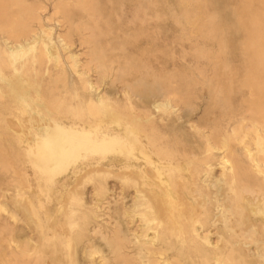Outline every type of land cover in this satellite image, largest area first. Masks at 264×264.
<instances>
[{
	"label": "bare ground",
	"instance_id": "obj_1",
	"mask_svg": "<svg viewBox=\"0 0 264 264\" xmlns=\"http://www.w3.org/2000/svg\"><path fill=\"white\" fill-rule=\"evenodd\" d=\"M76 5L90 8L89 3ZM40 10L38 6L23 9L16 0H0V83L7 88H0V124L14 146L7 149H15L3 160L14 201L9 211L0 205V229L9 234L6 264H44L32 242L21 244L14 236L19 221L14 208L29 213L47 245L72 249L77 226L73 215L85 206L79 202L82 192L81 197L77 192L78 203L73 196L80 188L78 181L81 177L100 181L108 175L130 191L112 200L106 185L105 193L95 200L94 214L85 226L96 224L89 232L101 241L105 253L97 248L87 251L89 264H95L92 259L100 253L98 264H238L236 253L239 260L246 254L264 263L263 33L256 32L243 43L260 57L259 72L248 74L242 83L248 90L244 101L248 116L242 115L230 133L217 128L204 132L201 125L195 126L203 145L196 154L182 142L171 145L154 134L156 119L148 112L136 115L128 93L123 107L107 93L100 95L85 69L95 63L110 73L111 67L91 49L90 61L79 70L80 60L69 51L68 39L42 29ZM262 15L259 23L264 22V10ZM30 21L41 27L38 33L31 30ZM52 80L61 81L70 96L76 97L78 90L89 93L85 107L73 108L57 89L47 88ZM159 93L162 100L154 110L179 120L175 104L186 101V95L171 83ZM90 157L93 161L81 163ZM6 212L9 219L2 225ZM40 216L55 229L52 237L43 232ZM63 224L69 227L67 240L61 232ZM212 230L215 239L209 236ZM73 263L82 264L75 259Z\"/></svg>",
	"mask_w": 264,
	"mask_h": 264
},
{
	"label": "rangeland",
	"instance_id": "obj_2",
	"mask_svg": "<svg viewBox=\"0 0 264 264\" xmlns=\"http://www.w3.org/2000/svg\"><path fill=\"white\" fill-rule=\"evenodd\" d=\"M16 1L23 9L37 6L41 8L38 13L42 18V29L55 37L60 33L68 39L69 51L80 60L79 70L90 61L92 49L106 66L111 67L110 73L104 72V67L97 68L95 63H90L89 68L85 69L88 79L100 91V95L107 93L123 107L127 103L124 94L128 93L134 105L133 112L136 115L141 112L151 113L157 121L153 133L164 136L171 145L182 142L188 152L198 154L203 145L196 134L195 126L201 125L204 132L217 128L221 133H230V130L238 125L242 115L248 116L244 102L248 97V90L242 83L248 74L259 72L260 57L253 54V50L245 47L243 43L244 39L256 32L264 35V22L259 23L263 20L264 0ZM79 2L89 3L90 8L77 6ZM57 6L62 10L56 12ZM20 17L24 18V15ZM28 25L33 32L40 31L41 27L36 22L30 21ZM261 51L262 49L257 53ZM43 80L44 83L48 82L46 77L42 78ZM167 83H171L186 95V101H178L175 104L179 120L168 116L163 110L153 108L162 100L159 91L165 89ZM48 84L47 88L57 89L60 98H66L73 108H84L89 100V93L81 90H78L76 97L70 96L69 90L62 87L61 81L55 84L52 80ZM0 88L5 91L6 84L0 83ZM159 118L163 119L162 123H158ZM0 119L1 123L3 118ZM147 128L149 130L150 126H146ZM7 134L0 124V151L4 153L0 152V205L9 211L14 203L13 190L10 186L11 177H8L5 171L3 160L7 153L15 154V149L11 150L14 146L9 142ZM3 139H7V142ZM9 146L11 148L7 149ZM89 161H93V157L81 163ZM77 168L76 166L75 169ZM83 178L78 181L83 190L77 188L73 195L78 203L79 198L77 199L76 195L79 193L81 197L82 192V201L79 202L81 205L85 204L73 215V220L77 223L75 232L73 231L72 249H76L71 251L75 252L73 258L70 257L71 247L64 250L59 244L47 245L40 240L42 236L37 232V225L35 226L33 220L28 217L29 213L24 209L14 208L19 218L14 236L18 237L21 244H25L27 240L32 242L44 264H74V259L75 262L89 264L88 257L94 248L105 253L101 241L95 240L89 232V227L96 224L90 222L89 226H85L86 220L92 219L93 204L105 193L106 185L110 187L109 198L112 200L128 195L130 190L122 187L118 178L112 175L102 176L101 182ZM93 185H96V188ZM65 200L64 198L63 202ZM88 215L89 217H86ZM41 217L43 232L52 237L55 229L47 227L48 223ZM7 219V212L2 213V225H5ZM58 219L63 221L61 216ZM66 226L68 225L63 224L61 227L65 239L69 229ZM151 233L152 231H149L150 235ZM215 233L216 231L212 230L209 236L215 239ZM8 238V231L1 228L0 264H6L9 252ZM78 245L82 246V250ZM239 255H234L238 264H264L261 259L246 254H242L243 262L239 260ZM94 256L92 260L98 264L102 260L101 253ZM33 261L34 259H29L30 263Z\"/></svg>",
	"mask_w": 264,
	"mask_h": 264
}]
</instances>
